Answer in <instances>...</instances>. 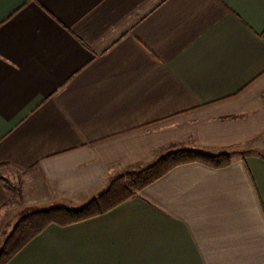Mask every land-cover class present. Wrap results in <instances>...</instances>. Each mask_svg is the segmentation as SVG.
I'll use <instances>...</instances> for the list:
<instances>
[{
    "label": "crops",
    "instance_id": "1",
    "mask_svg": "<svg viewBox=\"0 0 264 264\" xmlns=\"http://www.w3.org/2000/svg\"><path fill=\"white\" fill-rule=\"evenodd\" d=\"M262 137L264 0H0V228L168 153L230 157L48 226L7 264H264V154L241 152Z\"/></svg>",
    "mask_w": 264,
    "mask_h": 264
},
{
    "label": "trees",
    "instance_id": "2",
    "mask_svg": "<svg viewBox=\"0 0 264 264\" xmlns=\"http://www.w3.org/2000/svg\"><path fill=\"white\" fill-rule=\"evenodd\" d=\"M190 163H199L219 169L230 165L227 155L212 156L192 150L165 154L138 171H128L113 179L106 190L78 208L53 207L37 210L21 217L12 229L0 251V264H7L28 242L48 226H69L107 213L131 199L135 194L162 178L172 169ZM12 199L22 200L21 190L13 193L6 182ZM15 194V195H14Z\"/></svg>",
    "mask_w": 264,
    "mask_h": 264
},
{
    "label": "rangeland",
    "instance_id": "3",
    "mask_svg": "<svg viewBox=\"0 0 264 264\" xmlns=\"http://www.w3.org/2000/svg\"><path fill=\"white\" fill-rule=\"evenodd\" d=\"M176 152H179V151H176ZM241 152H243V153L258 152V153L264 154V137H262V139L257 141L255 144H252L251 146L243 147ZM222 155H227V154H222ZM229 159H230V157H229ZM125 173L121 174L120 176L124 175ZM4 174H5L4 175L5 176L4 177V179H5L4 181L7 182L13 188V190H14L13 193L16 191L15 189H17L18 192H19L20 188H21V183H20L21 176L19 174H16V173H13V172H10V171H5ZM120 176H118V177H120ZM118 177H116V178H118ZM137 194H135V195H137ZM22 200H23V197H22ZM22 200L19 201L17 199V202L21 203ZM23 211H24V208L23 207H19L18 211H17L16 221L13 222V225H11V226H9L7 228H0V251L3 248V245L5 244L7 238L9 237L12 229L14 228V226L18 222V220L21 217H23L25 214L33 212V211H26V212L24 211V213H23ZM19 214H22V215L19 216Z\"/></svg>",
    "mask_w": 264,
    "mask_h": 264
}]
</instances>
